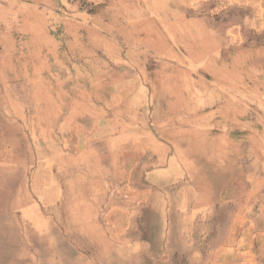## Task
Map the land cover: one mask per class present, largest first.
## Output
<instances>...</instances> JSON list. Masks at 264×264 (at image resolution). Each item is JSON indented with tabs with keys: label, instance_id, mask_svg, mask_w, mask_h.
I'll return each mask as SVG.
<instances>
[{
	"label": "rangeland",
	"instance_id": "1",
	"mask_svg": "<svg viewBox=\"0 0 264 264\" xmlns=\"http://www.w3.org/2000/svg\"><path fill=\"white\" fill-rule=\"evenodd\" d=\"M0 264H264V0H0Z\"/></svg>",
	"mask_w": 264,
	"mask_h": 264
}]
</instances>
